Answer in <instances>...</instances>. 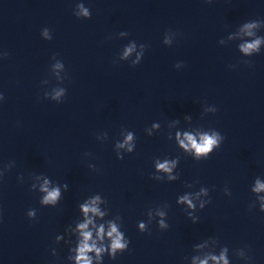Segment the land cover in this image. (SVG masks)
Masks as SVG:
<instances>
[{
    "label": "clouds",
    "instance_id": "9594fccd",
    "mask_svg": "<svg viewBox=\"0 0 264 264\" xmlns=\"http://www.w3.org/2000/svg\"><path fill=\"white\" fill-rule=\"evenodd\" d=\"M85 15H87V11H85L84 13ZM245 27L251 28L253 27V25L249 24L246 25ZM251 34V33H249ZM260 44V40H256L253 43L250 44H246V45H242V51H244L245 53H250L252 50H255L258 48V45ZM131 49H128V51L125 53V55L128 54V52H130ZM57 95H59V93H57ZM132 139V135L129 134V136L127 137V140L130 141ZM187 139L191 142L192 146L196 148V151L198 154H207L209 152L212 151V148L214 145L218 144V140L219 137L215 134H213L212 136H204L202 138V143L197 145L196 141L191 137V136H187ZM181 144H183V141H181ZM124 145H120V147H123ZM185 147H187L185 145ZM131 151V149H129ZM158 168L163 169L165 171H171L170 166L168 165L167 162L163 163V164H159ZM48 181H45L44 186L42 187V191L46 192L47 195L44 197L43 202L44 203H55L57 198L60 196V191L58 188H53L52 190H49L47 187ZM65 188H68V185L65 184ZM264 189V184H259V182L257 183V187H256V191H260ZM186 199V198H185ZM96 201L93 200L91 202V205H95ZM83 211L85 214H87L89 211L93 212V213H97L98 209L94 206H90L89 204H84L82 205ZM29 215H32V213H29ZM91 221H88L87 223H90ZM87 223L85 224H81L79 227L81 229H85L87 227ZM141 228H143V225H141ZM100 232H103V228L100 229ZM113 233H116L114 239H113V243H112V248L115 251V249H124L126 247L125 243H121V234L117 232L116 226L112 225L111 227V231L108 233L109 236H112ZM82 235L84 236V240L80 245L79 248V257L78 259H80L82 261V264H90V260L88 259V257L86 256V252L90 251L92 248H95V244L89 245L88 244V240L91 237V233L89 232H82ZM97 253H99L101 251V249H96ZM213 259H217L216 257H213ZM220 261H223V264H228L227 260L224 258L223 255H221L219 257ZM201 264H206V261H202Z\"/></svg>",
    "mask_w": 264,
    "mask_h": 264
}]
</instances>
